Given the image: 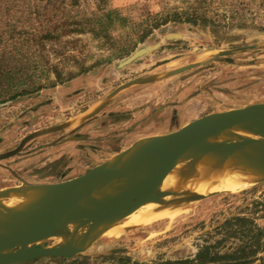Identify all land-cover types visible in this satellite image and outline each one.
<instances>
[{
    "label": "rangeland",
    "instance_id": "374dc122",
    "mask_svg": "<svg viewBox=\"0 0 264 264\" xmlns=\"http://www.w3.org/2000/svg\"><path fill=\"white\" fill-rule=\"evenodd\" d=\"M98 8L94 0H0V59L42 86L0 105V192L75 179L208 114L264 104V0H105L104 12L124 19L108 40L87 32L37 46L43 29L100 17ZM192 15L199 21H185ZM171 201H181L175 217L102 230L82 254L24 264H198L207 248L222 257L249 242L234 235L236 218L262 231L250 264H264V182L163 204Z\"/></svg>",
    "mask_w": 264,
    "mask_h": 264
},
{
    "label": "water",
    "instance_id": "95a60500",
    "mask_svg": "<svg viewBox=\"0 0 264 264\" xmlns=\"http://www.w3.org/2000/svg\"><path fill=\"white\" fill-rule=\"evenodd\" d=\"M145 52L136 51L119 66L131 64ZM234 129L253 133L258 139H233L230 135ZM147 143L136 156L117 154L78 178L51 185V199L31 213L18 212L4 203L14 189L0 192V264L72 258L90 248L100 231H105L99 226L111 218L123 217L150 202L163 204L167 197L195 202L215 196L217 193L167 190L163 185L180 165L191 163L204 149L238 154L264 148V104L208 114ZM260 162L264 164V159ZM121 179H129L131 185L118 188L116 182ZM102 188L109 190L110 196L97 201ZM58 236L67 238L65 246H34Z\"/></svg>",
    "mask_w": 264,
    "mask_h": 264
},
{
    "label": "bare ground",
    "instance_id": "6f19581e",
    "mask_svg": "<svg viewBox=\"0 0 264 264\" xmlns=\"http://www.w3.org/2000/svg\"><path fill=\"white\" fill-rule=\"evenodd\" d=\"M230 136L233 139H258L257 135L241 129H234ZM147 141L132 147L128 152L129 157L140 153L148 144ZM261 159H264V148H256L252 153L238 154L222 153L214 148H207L191 163L180 165L165 181L163 187L167 190H178L188 194L227 192L230 189L245 188L264 180V164H260ZM130 185L129 179H121L116 182L118 188H128ZM50 186L15 188L8 195V202L4 203L15 208L18 212L31 213L35 208L46 204L51 199L52 188ZM109 196L110 191L102 188L96 196V200L103 201ZM180 208L182 207L179 201H171L169 204L150 202L123 217L111 218L99 228L103 226L108 233L112 230L120 232L123 227L131 228L175 217ZM125 218L128 219L121 227H118V222ZM75 222L79 224L81 220ZM53 240L55 244L51 248L65 246L67 243V238L64 236L55 237Z\"/></svg>",
    "mask_w": 264,
    "mask_h": 264
},
{
    "label": "trees",
    "instance_id": "16d2710c",
    "mask_svg": "<svg viewBox=\"0 0 264 264\" xmlns=\"http://www.w3.org/2000/svg\"><path fill=\"white\" fill-rule=\"evenodd\" d=\"M59 1V0H54ZM76 3L77 0H71ZM98 2V9L101 12L100 17L96 15L93 18L85 19L84 21L69 22L65 21L58 25L48 26L40 31L39 35L44 34L45 37L37 40V46L42 45L44 40H60L63 36H70L73 34L91 33L96 39L108 40L109 31L115 25V22H123L124 19L120 17L118 12L109 10L104 12L105 0H94ZM177 20H182L178 16ZM187 22L196 23L199 18L192 15L190 18H186ZM201 21V20H200ZM205 22V20L202 19ZM43 51V50H41ZM40 51V52H41ZM6 55V54H5ZM10 58L0 59V105L6 104L8 101L17 99L18 97L32 94L42 89V86L37 85L35 82L31 83L32 79L29 77V81H26L23 74L24 70H17L10 65ZM8 63V64H7ZM56 78L62 81L60 73H56ZM17 80V83L14 81ZM31 83V84H30ZM248 220L243 218H236L234 223H237L234 230V235L242 238L250 237L249 242L242 245L236 252L218 257L216 255L211 256L209 249L199 252L194 262L198 264H250L251 258L254 257L259 251L262 250V231L254 224L251 227H247ZM252 235V236H251Z\"/></svg>",
    "mask_w": 264,
    "mask_h": 264
}]
</instances>
